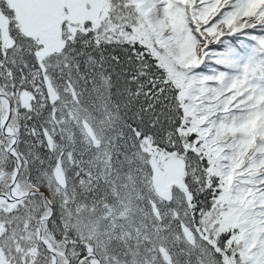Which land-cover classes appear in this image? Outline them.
Masks as SVG:
<instances>
[{
    "label": "snow or ice",
    "instance_id": "6c2138e0",
    "mask_svg": "<svg viewBox=\"0 0 264 264\" xmlns=\"http://www.w3.org/2000/svg\"><path fill=\"white\" fill-rule=\"evenodd\" d=\"M0 264H264V0H0Z\"/></svg>",
    "mask_w": 264,
    "mask_h": 264
}]
</instances>
